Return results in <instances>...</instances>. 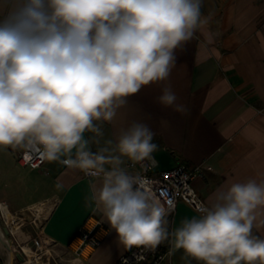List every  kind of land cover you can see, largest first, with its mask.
<instances>
[{"label": "clouds", "instance_id": "1", "mask_svg": "<svg viewBox=\"0 0 264 264\" xmlns=\"http://www.w3.org/2000/svg\"><path fill=\"white\" fill-rule=\"evenodd\" d=\"M203 0H0V148L97 178L88 200L124 249L167 243L182 264H264V180L227 181L172 227L129 164L156 133L132 98L168 80L208 22ZM155 103L187 114L166 86ZM167 124L166 121L162 122ZM62 188L63 185L57 184Z\"/></svg>", "mask_w": 264, "mask_h": 264}, {"label": "crops", "instance_id": "2", "mask_svg": "<svg viewBox=\"0 0 264 264\" xmlns=\"http://www.w3.org/2000/svg\"><path fill=\"white\" fill-rule=\"evenodd\" d=\"M201 11L211 18L177 50L168 80L143 88L132 103L140 106L137 116L156 133V165L150 173L178 164L201 166L202 175L192 185L206 204L227 181L264 180V0H203ZM166 86L188 108L187 114L155 103ZM22 169L14 175V186L1 185L5 193L0 190V201L17 226L8 234L11 248L24 246L33 255L13 250L24 261L14 258L12 264H116L127 249L88 200L98 179L58 162ZM26 194L30 198L24 201ZM194 215L197 212L180 202L168 220L175 227ZM0 222L1 243L7 228L1 215ZM83 228L94 232L98 247L80 248L77 235ZM256 231L264 236V225ZM34 240L41 244L38 253ZM163 250L168 252L167 243ZM162 264H182L180 253L167 254Z\"/></svg>", "mask_w": 264, "mask_h": 264}, {"label": "built area", "instance_id": "3", "mask_svg": "<svg viewBox=\"0 0 264 264\" xmlns=\"http://www.w3.org/2000/svg\"><path fill=\"white\" fill-rule=\"evenodd\" d=\"M17 162L22 167L37 169L43 167L46 161L41 159L35 151L29 152L25 149H21L17 156ZM155 165V161L151 159V161H145L143 163L129 164L128 167L130 171L142 176L144 184L152 191L153 195L170 210L169 216L173 213L177 204L180 202L185 203L195 212H197V209L202 204H205L192 185L194 179L202 175L201 166L187 167L183 164H178L168 170L150 173V170L155 167ZM84 176L87 178H93L86 175ZM7 214L10 215L11 221L15 226L14 219L9 212L7 205L0 201L1 218L6 224L8 230H10ZM77 238L80 241V248H96L100 244V241L95 236L94 232L85 228L79 232ZM33 245L36 248L35 252H40V242L34 240ZM163 246L164 244H161L154 251L146 250L144 247H133L132 249L127 250L118 259L116 264H162L168 253L167 251H163ZM12 249L15 250V247L13 246ZM19 249L22 250L24 254L26 253L24 247L20 246ZM0 264H2L1 258Z\"/></svg>", "mask_w": 264, "mask_h": 264}, {"label": "rangeland", "instance_id": "4", "mask_svg": "<svg viewBox=\"0 0 264 264\" xmlns=\"http://www.w3.org/2000/svg\"><path fill=\"white\" fill-rule=\"evenodd\" d=\"M17 156H18V149H12L10 147L7 149L0 148V172H1L0 190L2 189L1 185L3 186V189L9 186H14L16 183L15 180H13L14 175L19 174L24 171V169H22V167H20L19 163L17 162ZM3 189H2V192H4ZM6 195L8 196L7 193ZM9 195L12 197L13 193ZM13 198L17 199L15 196H13ZM29 198H30V195L26 194L24 195V198H22V200L27 201ZM0 225H2L1 222H0ZM10 238L11 237H9L8 235L5 236L4 242L7 244L9 243L10 245ZM17 250H20V249L15 248L14 251H17ZM0 258H1L2 264H9L8 253H7L6 248L2 245V243H0Z\"/></svg>", "mask_w": 264, "mask_h": 264}, {"label": "water", "instance_id": "5", "mask_svg": "<svg viewBox=\"0 0 264 264\" xmlns=\"http://www.w3.org/2000/svg\"><path fill=\"white\" fill-rule=\"evenodd\" d=\"M9 230L7 228H3V234L7 236L9 234ZM2 245L6 248L9 254V264L13 263L14 258H19V260L24 261V258L20 256L19 254H15L11 246L7 243H5L3 240H1Z\"/></svg>", "mask_w": 264, "mask_h": 264}, {"label": "bare ground", "instance_id": "6", "mask_svg": "<svg viewBox=\"0 0 264 264\" xmlns=\"http://www.w3.org/2000/svg\"><path fill=\"white\" fill-rule=\"evenodd\" d=\"M7 219H8V224H9V228H10V230L11 231H16L17 230V226L15 225L14 226V224L12 223V221H11V217H10V215L9 214H7ZM13 224V225H12ZM1 238H2V240L3 241H5V236L4 235H1ZM25 250H26V252H27V254L29 255V257H31L32 258V253H31V251L28 249V248H25Z\"/></svg>", "mask_w": 264, "mask_h": 264}, {"label": "trees", "instance_id": "7", "mask_svg": "<svg viewBox=\"0 0 264 264\" xmlns=\"http://www.w3.org/2000/svg\"><path fill=\"white\" fill-rule=\"evenodd\" d=\"M164 251V250H163Z\"/></svg>", "mask_w": 264, "mask_h": 264}]
</instances>
